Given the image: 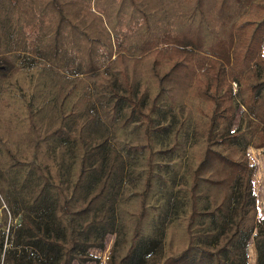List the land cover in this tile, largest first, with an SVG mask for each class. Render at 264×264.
<instances>
[{"label": "trees", "instance_id": "obj_1", "mask_svg": "<svg viewBox=\"0 0 264 264\" xmlns=\"http://www.w3.org/2000/svg\"><path fill=\"white\" fill-rule=\"evenodd\" d=\"M263 41L264 0H0V264H264Z\"/></svg>", "mask_w": 264, "mask_h": 264}, {"label": "rangeland", "instance_id": "obj_2", "mask_svg": "<svg viewBox=\"0 0 264 264\" xmlns=\"http://www.w3.org/2000/svg\"><path fill=\"white\" fill-rule=\"evenodd\" d=\"M262 52L264 54V41ZM234 92L237 90V85H232ZM239 117L237 116L234 124V129L237 127ZM249 159L252 164L255 165V173L253 176L254 182V193L256 195L258 211L260 217H264V156L262 155V150H256L253 148L248 149ZM3 230L6 231L5 228ZM115 241V237L113 235H109L105 240V247L103 250H90V255L95 259H98V262L92 261L89 264H111V255L112 248ZM253 244H250V246ZM249 259L253 262V258L251 254H249Z\"/></svg>", "mask_w": 264, "mask_h": 264}, {"label": "built area", "instance_id": "obj_3", "mask_svg": "<svg viewBox=\"0 0 264 264\" xmlns=\"http://www.w3.org/2000/svg\"><path fill=\"white\" fill-rule=\"evenodd\" d=\"M9 231V227L7 226V229H6V232ZM72 264H78L77 262H73ZM86 264H89V263H86Z\"/></svg>", "mask_w": 264, "mask_h": 264}]
</instances>
